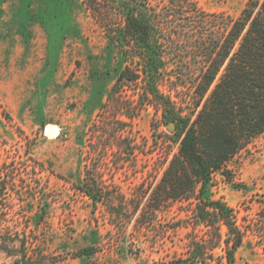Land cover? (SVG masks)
<instances>
[{
    "label": "rangeland",
    "instance_id": "1",
    "mask_svg": "<svg viewBox=\"0 0 264 264\" xmlns=\"http://www.w3.org/2000/svg\"><path fill=\"white\" fill-rule=\"evenodd\" d=\"M246 1L199 0L233 16ZM102 2L0 0V264L41 255L45 264H173L192 239L213 234L196 222L194 199L144 211L181 137L161 104L143 103L141 80L109 97L134 65L109 42L106 15L89 6ZM109 21L120 17L110 12ZM51 125L58 136L48 135ZM227 169L234 181L217 173L209 193L240 226H253L264 201V133ZM84 181L99 183L98 204L80 190ZM257 240L245 238L235 264H264ZM215 252L220 258L200 264H227L224 245Z\"/></svg>",
    "mask_w": 264,
    "mask_h": 264
},
{
    "label": "trees",
    "instance_id": "2",
    "mask_svg": "<svg viewBox=\"0 0 264 264\" xmlns=\"http://www.w3.org/2000/svg\"><path fill=\"white\" fill-rule=\"evenodd\" d=\"M102 3L89 6L106 15L109 42L134 65L121 69L109 97L141 80L143 103L161 104L163 120L174 122L181 137L144 211L194 199L196 222L213 230L210 239H192L187 255L172 263L220 258L215 249L223 244L227 264H235L236 251L249 234L264 249V201L254 225L243 228L234 209L209 193L217 173L234 181L228 163L264 133V0H247L237 16L208 10L199 0ZM110 12L118 14L119 23L109 21ZM162 86L181 96L188 112ZM2 164L0 158V170ZM79 188L95 205L102 201L96 181H84ZM2 238L0 248L5 249ZM40 258L33 264H45L47 256Z\"/></svg>",
    "mask_w": 264,
    "mask_h": 264
},
{
    "label": "water",
    "instance_id": "3",
    "mask_svg": "<svg viewBox=\"0 0 264 264\" xmlns=\"http://www.w3.org/2000/svg\"><path fill=\"white\" fill-rule=\"evenodd\" d=\"M175 127H176V125H175L174 122H171V123L169 124V128H170V129H174ZM53 128H54L53 125H51V126L49 127L48 135H49L50 137H52L51 135H52V133H53Z\"/></svg>",
    "mask_w": 264,
    "mask_h": 264
},
{
    "label": "bare ground",
    "instance_id": "4",
    "mask_svg": "<svg viewBox=\"0 0 264 264\" xmlns=\"http://www.w3.org/2000/svg\"><path fill=\"white\" fill-rule=\"evenodd\" d=\"M59 133H60V129L57 126H54L53 133L51 136L56 137L59 135Z\"/></svg>",
    "mask_w": 264,
    "mask_h": 264
}]
</instances>
